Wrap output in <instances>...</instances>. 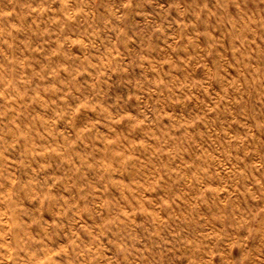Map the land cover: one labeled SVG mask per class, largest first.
I'll use <instances>...</instances> for the list:
<instances>
[{
	"label": "rangeland",
	"instance_id": "374dc122",
	"mask_svg": "<svg viewBox=\"0 0 264 264\" xmlns=\"http://www.w3.org/2000/svg\"><path fill=\"white\" fill-rule=\"evenodd\" d=\"M0 264H264V0H0Z\"/></svg>",
	"mask_w": 264,
	"mask_h": 264
}]
</instances>
